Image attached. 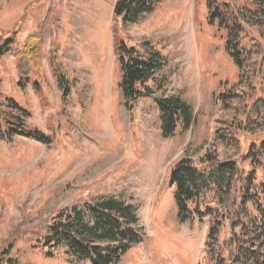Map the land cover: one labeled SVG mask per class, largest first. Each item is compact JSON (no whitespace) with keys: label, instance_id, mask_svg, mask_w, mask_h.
<instances>
[{"label":"rangeland","instance_id":"rangeland-1","mask_svg":"<svg viewBox=\"0 0 264 264\" xmlns=\"http://www.w3.org/2000/svg\"><path fill=\"white\" fill-rule=\"evenodd\" d=\"M115 1L0 0V36L13 39L0 56V100L12 97L30 113L26 127L49 138L0 137V264L9 257L17 264H91L63 249L48 258L38 239L59 209L101 199L131 206L137 222L130 227L143 233L116 264L227 263L220 258L230 250V222L223 221L218 257L211 259L204 244L211 218L180 222L167 177L179 158L198 161L209 151L234 159L243 177L251 171L242 155L264 138V0H218L244 18L240 40L248 60L242 72L225 50V32L209 23L205 0H160L125 25L113 17ZM33 33L41 36L39 67L29 62L20 85L19 51ZM120 39L165 59L148 83L152 96L131 109L118 86L114 47ZM221 93L230 95L228 104ZM169 97L190 107L192 121L164 137L155 101ZM247 118L255 135L240 130ZM262 180L258 168L254 183Z\"/></svg>","mask_w":264,"mask_h":264},{"label":"trees","instance_id":"trees-1","mask_svg":"<svg viewBox=\"0 0 264 264\" xmlns=\"http://www.w3.org/2000/svg\"><path fill=\"white\" fill-rule=\"evenodd\" d=\"M159 1L116 0L113 17L123 25L134 23L142 13L152 12ZM205 1L209 23L225 32V50L242 72L248 60L240 40L244 18L227 2ZM40 41V34L28 35L19 51L17 68L20 85L26 82L29 62H33L35 68L39 67ZM12 45V37L0 36V56L7 53ZM147 48H150L149 52L144 55L136 46L122 39L116 41L114 47L116 62L121 70L118 86L127 102L131 103L129 109L134 101L152 96L153 88L148 83L154 81V74L165 64L158 51L149 46ZM256 74L261 76L259 71ZM61 83L65 87V81ZM66 91H63L64 95ZM219 98L223 104H228L230 95L221 93ZM155 102L164 137L171 136L178 124H182L184 129L191 124L190 107L178 97L156 98ZM260 108L264 110V100ZM29 116V111L12 97L0 100V137L10 142L19 135L48 143L49 138L40 130L26 127L25 121ZM252 120L243 119L240 130L255 135L257 129ZM217 135L222 140L230 138L235 141L233 135ZM242 159L249 160L251 166V171L244 177L234 159L220 160L215 151L205 152L198 161L183 156L172 164L167 182L174 189L176 215L180 222L211 218L204 243L211 259L218 257L215 250L219 246V234L223 221L228 220L231 234L226 244L230 250L227 259H220L226 264H264V138L252 141ZM258 168L263 180L254 183ZM81 205L78 209L61 208L49 217L46 232L38 239L46 257L52 258L58 249H63L70 256L89 260L91 264H116L130 245L142 241L143 233L130 227L137 222L131 206L102 199L94 203L83 201ZM94 238H108L110 242L102 246L95 244ZM2 253L9 254V250L3 249ZM7 264H17V261L9 257Z\"/></svg>","mask_w":264,"mask_h":264}]
</instances>
